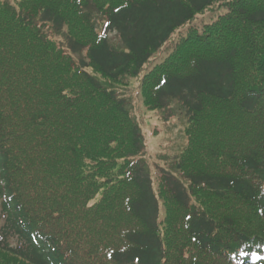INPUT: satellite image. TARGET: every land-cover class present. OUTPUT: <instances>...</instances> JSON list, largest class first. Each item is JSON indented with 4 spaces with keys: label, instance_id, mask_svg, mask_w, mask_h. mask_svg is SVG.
<instances>
[{
    "label": "trees",
    "instance_id": "trees-1",
    "mask_svg": "<svg viewBox=\"0 0 264 264\" xmlns=\"http://www.w3.org/2000/svg\"><path fill=\"white\" fill-rule=\"evenodd\" d=\"M153 63L144 106L188 124L156 181L117 92ZM0 200V264H249L264 0H0Z\"/></svg>",
    "mask_w": 264,
    "mask_h": 264
},
{
    "label": "rangeland",
    "instance_id": "rangeland-1",
    "mask_svg": "<svg viewBox=\"0 0 264 264\" xmlns=\"http://www.w3.org/2000/svg\"><path fill=\"white\" fill-rule=\"evenodd\" d=\"M215 15L206 14L199 17L193 26L201 29L203 22H209ZM114 37V35H112ZM154 66L148 65L139 77L130 81L131 91L117 89L118 94L128 100V106L145 137L146 154L144 156L150 168L154 181L162 170L170 169L173 159L178 157L187 146V118L181 111H177L172 119L164 120L160 113L146 110L139 94V86L145 74ZM0 201V228L3 226ZM163 216V215H162Z\"/></svg>",
    "mask_w": 264,
    "mask_h": 264
}]
</instances>
